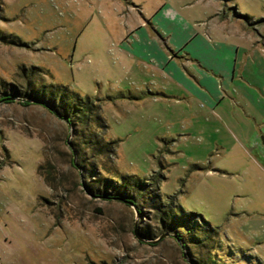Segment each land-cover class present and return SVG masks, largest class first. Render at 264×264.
<instances>
[{"label":"rangeland","instance_id":"1","mask_svg":"<svg viewBox=\"0 0 264 264\" xmlns=\"http://www.w3.org/2000/svg\"><path fill=\"white\" fill-rule=\"evenodd\" d=\"M136 1L147 9L154 0ZM207 1L170 0L171 19L185 28L207 9L220 28L264 35V0ZM122 5L129 3L0 0V95L17 91L0 100V264H193L172 236L159 235L147 198L141 214L83 185L116 174L150 182L164 205L197 217L199 241L186 242L198 253L191 258L207 252L218 264H264V172L229 144L232 130L215 128L210 112L166 96L183 94L180 87L120 60L108 29L124 26ZM29 79L67 86L97 106L106 126L96 138L110 151L91 152L78 126L24 105ZM146 230L149 239L140 236Z\"/></svg>","mask_w":264,"mask_h":264},{"label":"crops","instance_id":"2","mask_svg":"<svg viewBox=\"0 0 264 264\" xmlns=\"http://www.w3.org/2000/svg\"><path fill=\"white\" fill-rule=\"evenodd\" d=\"M136 2L122 5L124 26L108 29L120 60L126 58L128 67L134 64L139 72L180 87L183 94L166 96L210 112L212 125L232 130L235 139L229 144H238L263 173L264 35H253L248 28H220L219 18L207 9L204 20L187 22L184 28L171 19L175 13L170 0H154L147 9Z\"/></svg>","mask_w":264,"mask_h":264},{"label":"trees","instance_id":"3","mask_svg":"<svg viewBox=\"0 0 264 264\" xmlns=\"http://www.w3.org/2000/svg\"><path fill=\"white\" fill-rule=\"evenodd\" d=\"M35 70L39 71L38 68L33 67L30 75H35ZM26 87V91L19 94L22 96L21 102L24 105H28L30 102L43 105L51 111V113L56 114L68 124L74 127L78 126L81 132L79 133L81 143L86 145L88 149L90 148L91 152L95 149L110 151L106 143L103 144L100 138L99 140L96 138L98 129L105 127L106 124L99 114L98 107L94 106L90 100L83 99L77 93L71 91L67 86L61 84L44 85L40 81L29 79ZM13 91H11L10 94L0 95V100H9V96L13 94ZM84 130L89 132V136L86 134V138L84 137L82 139L81 136H83ZM91 130L92 132L90 133ZM88 142H90V144ZM95 144L103 147H98ZM78 152L79 150L77 146H75V153ZM83 161L85 160L82 159V164L84 163ZM80 163L81 161L79 160V168L87 173L88 167L85 168ZM84 181H86L83 182L84 187L92 196L110 200L116 199L120 202L130 204L135 206L141 214L143 213L142 199L147 198L160 224L159 235L166 233V235L172 236L180 247L188 253L193 264H218L216 260H211L213 257H209L207 252L202 253L203 255L197 258V260L191 258L192 256L196 257L194 254L198 256V253H195V250H190L186 242L193 241L197 243L199 241V231L201 228L199 220L192 213H181L180 206L174 204L171 200L164 205L163 202L160 201L159 194L151 192L150 182H145L132 175L124 174L111 175L105 179H93L92 183L87 182L86 179ZM140 233H142V235ZM140 233V236L144 239H149L151 237L148 230Z\"/></svg>","mask_w":264,"mask_h":264}]
</instances>
